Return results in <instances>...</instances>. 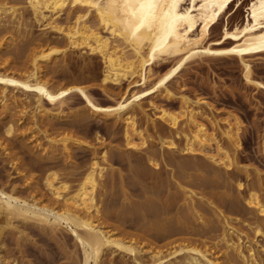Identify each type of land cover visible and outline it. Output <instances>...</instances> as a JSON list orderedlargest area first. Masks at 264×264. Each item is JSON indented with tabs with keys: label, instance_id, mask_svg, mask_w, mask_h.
Returning <instances> with one entry per match:
<instances>
[{
	"label": "bare ground",
	"instance_id": "6f19581e",
	"mask_svg": "<svg viewBox=\"0 0 264 264\" xmlns=\"http://www.w3.org/2000/svg\"><path fill=\"white\" fill-rule=\"evenodd\" d=\"M233 5H237L235 11ZM241 5L242 0H177L175 4L164 0L152 5H141L136 0L129 3L124 0H25L24 4L9 5L0 0V55L20 53L25 58L18 66L16 63H0V122L5 126V134L1 133L3 125L0 128V150L6 154L5 161H9L17 171L23 168L26 170L20 171L29 173L36 166H48L57 161L63 163L64 170H74L71 169L73 165L77 169L75 151L78 148L70 145L72 137L64 135L66 137L61 139L59 136L60 140L54 136V131L90 127L93 120L98 119L105 121L111 133L118 124H123L127 150L147 148L150 144L152 135H145L140 118L146 120L145 129L148 131L149 127L158 130L157 121L169 123L174 136L185 137L183 153L189 157L201 154L206 162L210 161L203 165L199 158L196 160L197 157L187 160L184 156L175 161L172 156L177 153L178 145L173 133L167 138L170 142L164 141L163 135L159 136V150L165 147L170 150L172 160L169 164L176 166L179 178L200 188V193L198 195L192 190L194 188L177 180L184 204L172 215L170 208H160L159 202L158 205L153 203L151 197L148 199L150 202H143L144 205L128 202L115 218L121 222L123 219L129 221L128 218L135 221L137 230L133 233L126 228L120 229L119 226L125 227L122 224H108L109 215L105 211L102 213L101 201L99 204L95 202L96 194L103 197L110 188L126 196L127 181L118 175L117 169L105 163L107 156L114 152L113 148L89 143L92 159L84 176L81 174L84 178L76 192H70L71 186L61 180V174L58 177L51 171L44 178L39 177L42 182L45 180L47 188L45 192L39 191L40 198L28 193L32 196L30 199L19 196L16 189L7 191L0 188V264H10L6 261L8 256L5 257L4 253L7 246L3 241L7 230L19 228L18 223L48 228L52 233L63 229V226L68 228L77 248L82 251V260L77 264H106L105 258L110 255L115 260L119 256H129L133 264H264V243L259 245L256 240L260 234L264 242V178L261 172L251 176L248 169L238 165L241 122L229 114L237 123L227 120L221 127V121L206 99H193L173 91L175 78L181 73L193 65L200 70H214L215 63L241 66L245 84L264 91V83L254 78L253 68L254 58H264V4L261 0H250L248 18L244 23L232 28L228 20L222 27L221 37L212 38L223 18L237 14ZM25 10H30L35 22L48 32L32 35V25L24 18ZM66 13L68 20H62ZM19 37L22 40H18ZM54 41L64 48L53 49L47 54L35 51V47ZM75 53L82 61L80 65L73 57ZM93 55L99 57L104 66L100 81L92 75ZM173 62L175 64L168 71L157 77L156 67L162 68ZM70 73L98 81L97 87L108 93L118 90L120 98L115 105L103 107L93 100L86 87L74 86L55 91L52 79L58 74ZM74 93L83 99L85 108L69 115L65 113V101ZM158 97L179 101V112L184 121L180 122V116L157 105ZM150 111L154 112L153 116ZM29 131L36 132V138L42 136L47 141L46 145L39 141L40 138L35 139V145L27 143ZM218 133L220 139L216 137ZM96 140L100 141L99 138ZM18 141L19 147H16ZM75 143L85 144L80 140ZM154 144L150 145L151 149L156 146ZM26 152L31 159H26ZM153 155L152 158L149 155L150 161L158 167L160 163L152 160L156 156ZM131 157L128 156L127 165H130L132 177L129 175L128 179L132 180L129 183L137 184L141 175L137 176L145 168ZM193 166L194 169L198 166L199 171L195 169L196 173H188ZM233 170L246 173V182L235 181ZM70 171H65L69 174L67 176L75 175L77 170ZM35 187L33 192L37 189ZM246 189L249 190L248 196L241 198ZM208 194L216 200L213 197L206 199L210 196ZM242 199L246 202L248 217L233 218L229 214L241 212ZM206 211L208 215H204ZM228 211L230 213L227 214Z\"/></svg>",
	"mask_w": 264,
	"mask_h": 264
},
{
	"label": "rangeland",
	"instance_id": "374dc122",
	"mask_svg": "<svg viewBox=\"0 0 264 264\" xmlns=\"http://www.w3.org/2000/svg\"><path fill=\"white\" fill-rule=\"evenodd\" d=\"M1 1L6 2L9 5H16V4L18 5V4H22V3L24 4L25 0H23V1H21V0H1ZM249 4H250V0H242V5L240 7V11L237 14L233 15L232 17H230V15L225 16L221 22V25L213 31L212 38L218 39L221 37L222 27L226 23H228V20H229V25L232 28L235 27L237 24L244 23L246 21V19L248 18ZM232 8H234V11H235L237 8V5H233ZM23 13L25 14V15L23 14L25 16L24 18L27 19V20L26 19L25 20L27 22H29L30 25H32V35L38 36V35H41V33H47L48 32L45 30L43 31L42 25L40 23L35 22V19L33 18L32 12L30 10H25ZM67 18H68L67 13L65 15H62V20H68ZM49 34L51 35V33H49ZM51 37H53V36L51 35ZM13 38L16 39V37H13ZM18 40H22V38L19 37ZM62 48H64V45L58 44L56 41H54L52 43H49V44L47 43V44H44V45L39 46L37 48L35 47L36 50L34 48H33V50H35L38 54H40V53H46L47 54L53 49H62ZM18 55L20 58L17 57ZM22 57H23V54H20V53H16V54L15 53H11V54L5 53L3 55H0V63L1 62H9V63H14V64L16 63L18 66L19 64L22 63V61L25 60V58L24 57L22 58ZM57 57H59V56H53L52 58H57ZM73 57L75 58L77 63L80 65V63L82 61H81L79 55L75 53V54H73ZM93 57L94 58L92 60V63H93V67H94V70H93L94 72L92 73V75L95 78H98L100 81L104 66H103V63L99 57H97L96 55H93ZM42 63H44V62H42ZM174 64H175V62L167 63L162 68L156 67V71L158 72L157 77H160L164 72L168 71ZM213 64L214 63H212L211 65H213ZM215 64L218 66L213 65V66H215V69L210 70V71L207 69L206 70H200L197 68V65H193L191 68H189V70H187V72H183L177 78H175L173 91L177 94H185V95H187L193 99H197V98L206 99L208 101V103H210V105L215 110V112L218 116L217 117L218 120L221 121L220 122L221 127H224L225 123L228 121H231L233 123H237V120L234 119L233 117H230L229 114H233L234 116H236V118H238V120L241 122V125H242V131L240 134V141H241L240 144L241 145H240V149L238 151V162H239L238 165H239V167H244V168L248 169L249 174L251 176H254V174L256 172H259V173L261 172L260 174L264 178V148H263L264 147V91H259L255 87H250V86H247L245 84V81L243 79V70H242L241 66H239L237 64H234V65L228 64V66L225 64L222 65L219 63H215ZM253 68H254V78L256 80L264 83V58H259V57L254 58ZM16 76L19 77L20 75L19 76L16 75ZM54 82H55V84H54L55 85V91L71 88L74 86L86 87L89 94L93 98V100L97 104H99L100 106H103V107H109V106L115 105L116 101L120 98V96H119L120 94H118L119 93L118 90L110 91L111 93L112 92L113 93L111 94L109 92L110 93L109 94L108 92L104 91L102 88L97 87L98 86L97 83H99L98 81H89V80L85 79L84 76H81V75L79 76V74H77V73H76V75H74V73H70L69 75L65 74L64 76L61 74H58V76L56 75V78L52 79V83H54ZM179 82H180V84H179ZM114 93H116V94H114ZM18 94L22 95L21 92H19ZM31 98L33 99L34 97L32 96ZM148 102L149 101L147 100L146 104ZM156 103H157V105L168 110L169 112H171L177 116H180L179 117L181 119V120L179 119L180 122L184 121V119H182L181 114H180L181 103L179 101H169L163 97H158L156 99ZM64 107H65V113L71 114L74 112V114H75L76 112H81L85 108V102L77 93H74V94L70 95L69 97H67V101H65ZM153 114H154V112L150 111V115L153 116ZM93 121L94 122H92L90 124V127L89 126H87V127L82 126V127L69 128V130L68 129H62V130L58 129V130L54 131V136L56 138L60 139V137H61V139H63L66 136L72 137V140H69L70 145H72L75 148H78V149H76L77 151H75V154L77 153L75 164L77 163L76 166L78 165V168L75 169L73 167L75 165L71 166V169H74V170H71L72 172H75V170H77L75 172V175L67 176L69 174L65 173V171L66 172L70 171V168L64 170L65 167H63L64 165L60 161H57L56 164L53 163V164H50L48 166H46V165H42L40 167L36 166V168H32L29 171V173H28V171H20V170H26V169L20 168V170H19L20 172H19L15 169L14 166L11 165V163L9 161H5L6 160L5 159L6 154H3V151H1L2 150L1 149L0 150V152H1L0 153V188H4L7 191H12V190L16 189L17 191L15 190V192L19 196H22V197H26V198L31 197L32 198V196H35V197L37 196V198L38 197L40 198L39 191L44 190L43 192H45V191H47V188L45 187V184H44L45 180L43 179V182H42L41 178L39 179V177L44 178L45 175L50 174L49 172L51 171V174H55V172H56L58 174V177L61 174L60 175V178H62L61 180L66 181L71 186L72 190L70 189V192L74 193V192H76L75 190H78L80 188L79 187V186H81L80 183L82 182V180L84 178L83 173L86 172L87 165L90 163V160L92 159V156H91L92 151H89V149L91 150L89 143H91L92 145H94V144L101 145L102 144V148H103V146L104 147L109 146V147H112L114 150V152H112L114 155L112 153H111L112 156H111V154H109V156H107L108 161L106 160L107 162H105V163L108 165L109 164L112 165V167L115 170L117 169L116 171H117L118 175H120V177H125L123 179L125 182L127 181L126 182L127 184L125 187V189H126L125 190L126 196L124 195L125 197L122 195V193H121V195L119 194L121 191H118L117 189L112 190L110 187L109 188L111 190L110 189L107 190V192L105 194L106 197L100 196L98 193V190H97L98 194H96L97 197L95 199V202H97L99 204L101 201L102 207H100V208L102 210V213L105 214V212H107V216L109 215L108 216L109 220L114 219L115 217L117 218L118 212H121V210H122V206L128 205V202L130 204H131V202H133L132 204H134V202H135V205H137L138 203H139L138 205H144V203L145 204L147 203L146 201L150 202L148 200L150 197H151L150 200H152V201L154 200L153 203L156 202V204L158 205V202H159V207L161 206L160 208H162V207L163 208L165 207V209L170 208L169 210L171 212H169V213L171 215L173 213L176 214L175 211H178L180 206H183L184 200H183V195L181 192L182 189L181 188L179 189V187L176 185L177 180L180 179L179 178L180 176L178 174V169H176V166L169 164V163H171L170 160H172L175 157L174 158L175 161H179L181 159H178V158H183L181 156H184L185 157L184 159H187V160H189V159L195 160L194 158L197 157L196 160L199 158L200 160L199 159L198 160H199L200 164L202 162L203 165L207 162H210V161L206 162V158L203 155L201 156V154H196L195 155L196 157L189 154L190 155V157H189V156H187L188 154L186 155L185 153H183L182 149H184L186 146L185 137L183 135L174 136L172 127L169 123L157 121V123H159L157 125L158 130L149 127L150 129L148 131L147 129H145L147 127L146 126V120L144 118H140V123L142 125H144L142 128H144L145 135L146 134L152 135L151 138L149 137L151 140V141H149L150 144L148 143L149 148L147 147L149 150L146 147L145 148L141 147L140 149L131 148V149L127 150L125 145H124L125 144L124 143L125 136H124L123 124H118L115 127L116 129H114V131L112 132L113 134H112L111 132H108L107 125H106L104 120L98 119V121L97 120H93ZM161 122H162V124H161ZM3 124H4L3 122H0V128ZM2 128H4V130L1 129L2 130L1 133L5 134V133H3V131L5 132V126L3 125ZM64 131H66V132H64ZM27 133H28V137H29V141L27 143H31V144L35 145L36 144L35 139L38 138V137L36 138V132L33 133L32 131L31 132L29 131ZM164 133H165V135H164ZM171 133H173V136L175 138L174 140L177 141L176 143L178 145L177 146L178 151H177V153H174V156H172V159H170L172 154L170 153L169 149L166 150L165 149L166 147H165L164 149H162L160 151L159 147H158V143L160 142L159 136L163 135L162 137H164V139H165L164 141L170 142L171 140L167 139V138H170L169 135ZM64 135H66V136H64ZM33 137H34V139H33ZM216 137L218 139H220L219 133L216 134ZM97 138H99L100 141L96 140ZM76 140L84 141L85 144L84 145L82 144L83 146H81L80 144L75 143ZM39 141L44 143V145H46V143H47V141L45 139H43L42 136H41ZM97 141H98V143H97ZM151 142L153 144L155 143L154 145H156L154 148L152 147L153 149H151V146H150L152 144ZM86 143L89 145H87ZM137 143H139V142H137ZM18 144H19V141H18V143H16V145H17L16 147H19ZM211 145L214 146V142H211ZM87 146H88V148H87ZM116 150H118V152H116ZM152 150H154L155 152L153 153ZM161 152H162V154H161ZM115 153H117L118 155ZM153 154H155L156 156H155V159H152V160H155L156 162L160 163V165L158 167L153 166L154 162L151 163L152 161H150L149 157L151 155H152L151 158L154 157ZM129 155H130V157L132 156L131 159L133 161L135 160V162H138L139 165H141V166L144 165L143 166V168H145L144 172L139 173V175L137 176V178H139V176L141 175L140 179L138 180L139 183H141V184H139V183L134 184L135 182L129 183V182H132V180L129 181V179H128V177H130V176L132 177L130 165H127V164H129V162H128V160H129L128 156ZM161 155L162 156L164 155V157H161ZM24 156L26 157L27 160L31 159V158H29L30 154L28 152H26V154ZM187 157H189V158H187ZM219 157H222V156L219 155ZM161 158H163V160H161ZM203 160L205 162H203ZM60 163H62V164H60ZM85 164H86V166H85ZM207 165H208V163H207ZM45 167H48V168H45ZM49 167H51V168L49 169ZM197 167L195 168L196 170L198 169ZM192 168L193 169H190L191 172L189 170L188 173H193V172L196 173L194 166ZM48 169H49V171H46ZM199 169L201 170L202 168H200V166H199ZM166 170H168V171H166ZM197 171H199V170H197ZM231 172L233 173L234 170ZM62 173H63V175H62ZM234 173H233L232 177L234 178V180L236 179L235 181H237V179H240L243 181V183L246 182V178H247L246 173H236V172H234ZM239 174H241V175H239ZM173 175H175V177ZM177 175H178V177H177ZM235 176L237 178H235ZM34 179H37V180L39 179L38 180L39 184H38V181H36ZM61 180H59V181H61ZM79 180H81V181H79ZM173 181H175V182H173ZM166 182L169 183V186H166V185H168ZM178 182L179 183L184 182L183 183L184 186L194 188L192 190L197 191L198 195H199L200 188H197L195 185L189 184L187 182V180L185 181L184 179H180ZM159 183L161 185H159ZM163 183H164V185H163ZM30 184L33 187L30 186ZM155 186H157V187H155ZM158 186L159 187L161 186V187L158 188ZM34 187L37 189H35L33 192ZM144 188H146V189H144ZM156 188L158 189V191L156 190ZM135 189H137V190H135ZM149 189H150V192H149ZM22 191H24V192H22ZM143 191H144V193H143ZM248 191L249 190H247V189L245 191H243V194H242L243 196L241 195L242 196L241 198L247 197ZM28 193H30L32 196ZM113 193H115V196ZM109 194H110V196H109ZM135 194H136V196H135ZM208 195H210V194H208ZM212 197L213 196L210 195L206 199H208V198L210 199ZM97 198H99V199H97ZM197 198H199V197H197ZM213 198L216 200L215 197H213ZM130 199L132 201H129ZM211 200H213V199H211ZM136 202H138V203L136 204ZM242 202H244V199H242ZM119 203H122V204H119ZM245 204H246V202H244V204L241 205V206H243V207H241V212L230 213L228 211L227 214L230 213L229 215H231L233 218H235V216L236 217L239 216L241 218L242 217L243 218L248 217V214L245 211V206H246ZM168 206H170V207H168ZM105 208H108V209H105ZM116 212H117V214H116ZM185 213H186V211H185ZM112 214H114L113 218H112V216H113ZM205 214L208 215L209 212L206 211L204 213V215ZM249 217H252V215H250ZM116 218L114 220H111V221H109L107 219L108 220L107 223L110 225L111 224H114V225L117 224V226L122 224L125 227L119 226L120 229L126 228V229H129L128 231H132V232L134 231L133 233L136 232L137 229L135 226L136 224L134 223L135 221L132 220L133 221L132 222L131 219H129V218H128L129 221L123 219L124 221H126V223H125L124 221L121 222V220L119 218L118 219H116ZM19 224H20V226H19ZM29 225L30 224H26V225L24 224L23 225V223H18L19 228H17V229L9 228L7 230L8 232L5 235V237H4L5 239L3 241L4 244L6 243L5 245L7 246L6 250H5L6 253H4L5 257L8 256L6 259L7 263H10V264H77V262L82 260L81 248H79V247H78L79 249L77 248L75 240L72 239L73 237H71V235H70L71 233H70L69 229L66 228L65 226L61 227L63 229L52 233V231L48 228H47L48 230L47 229L45 230V229H42L40 226L36 227V226L30 225L31 226L30 227ZM130 225H131V227H130ZM24 226H25V228L26 227L27 228L25 229ZM16 230H17V232H15ZM23 230H25V231L23 232ZM19 231L21 233L23 232L24 236H23V234L19 233ZM262 238H263V236L260 234L256 238V240L260 243L259 245L264 243ZM8 250H9V253L7 252ZM111 256L112 255L107 256L105 258L106 264H111V263H113V264H133V261H132V259L129 258V256L125 257V258L122 256L121 257L119 256V257H116V260L113 259L114 258L113 256L112 257ZM122 260L124 262H122ZM127 260H128V262H127Z\"/></svg>",
	"mask_w": 264,
	"mask_h": 264
},
{
	"label": "snow or ice",
	"instance_id": "6c2138e0",
	"mask_svg": "<svg viewBox=\"0 0 264 264\" xmlns=\"http://www.w3.org/2000/svg\"><path fill=\"white\" fill-rule=\"evenodd\" d=\"M125 3L131 2V0H124ZM136 2L140 3L141 5H152L156 3L164 2V0H136ZM171 3L175 4L177 3V0H170ZM261 3L264 4V0H261Z\"/></svg>",
	"mask_w": 264,
	"mask_h": 264
}]
</instances>
